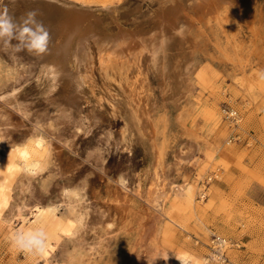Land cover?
Instances as JSON below:
<instances>
[{
  "label": "rangeland",
  "instance_id": "1",
  "mask_svg": "<svg viewBox=\"0 0 264 264\" xmlns=\"http://www.w3.org/2000/svg\"><path fill=\"white\" fill-rule=\"evenodd\" d=\"M72 1L132 42L93 44L81 89L0 42V264H264V0ZM25 9L0 0L16 21ZM39 136L36 169L8 171L11 148ZM38 221L46 254L16 251L12 233Z\"/></svg>",
  "mask_w": 264,
  "mask_h": 264
},
{
  "label": "bare ground",
  "instance_id": "2",
  "mask_svg": "<svg viewBox=\"0 0 264 264\" xmlns=\"http://www.w3.org/2000/svg\"><path fill=\"white\" fill-rule=\"evenodd\" d=\"M23 1H24L25 8H26L25 11L27 13L30 11H36L38 13V16H41V17L43 16L47 20V21L43 22V24L50 32L51 39H50V43H49V49H48L47 54L39 56V57L36 56V57L39 58L40 61L43 62V64H45L43 66L42 63H40L42 68L45 69V72L51 77L53 84L55 83V81H57V80L59 81L60 78L63 79L65 77L68 80V82L71 83L70 86H68V87L74 86L76 89L79 87L81 89L82 86H80V85H81L82 79H81V75H80V69H82L81 67H83V64L85 62L90 60L91 54H92V45L93 44H95V47H97L98 51L101 53L102 51H105L107 49L106 48L107 46L104 45V42L111 41V43L110 42L108 43V45H109L108 48L111 49L113 52L122 53V52H124V50L126 48V44L132 42L133 37H131V34L129 35V34H126L125 32L118 33L115 36H103V35H101L99 33V30H98L99 29L98 22L100 21V15L94 13L92 10H90V8H87L83 5H79L78 3L73 2L72 0L71 1L70 0H23ZM99 9H100V11L102 10V11L106 12V11H111L113 9V7L111 5H108V4H103L102 8H99ZM99 9H97V10H99ZM14 11H16V10L14 9ZM21 13L22 12H20V14ZM106 15H107V13H106ZM162 26L163 25L159 24V26H158L159 28L157 29L158 30L157 33H154V35L152 34V36L150 35L152 37V39H154V38L158 39V38L162 37L161 35H163V33H164ZM154 30L156 31V29H154ZM133 34H135V33H133ZM136 34H138V33H136ZM141 36H142V34H141ZM139 37H137L138 38L137 40H139ZM142 39H144V38L142 37ZM133 42L135 43V41H133ZM136 44H137V42H136ZM136 44H135V46L137 47ZM140 44H142V43H140ZM138 47H139V45H138ZM97 54H98V52H97ZM105 54H107V52ZM109 54L110 53H108L107 56H109ZM115 54L113 53L112 55H115ZM127 54L129 55V53H127ZM116 55H118V54H116ZM99 56H100V54H99ZM102 56H104V55L102 54ZM123 56H125V55L123 54ZM101 58H103V57H101ZM39 59H38V62H39ZM91 62H92V60H91ZM72 65L74 67V70H72ZM88 65H90L89 62H88ZM49 66H55L56 70L60 73V76L58 79L55 78L54 73H52L48 70ZM87 67H89V66H87ZM82 71L84 72V70H82ZM49 76H48V78H49ZM65 82H66V80H65ZM50 86L53 87V85H50ZM55 89H57V87ZM52 90H53V88H52ZM63 90L65 91V87ZM70 92L71 91H69V93ZM75 92H77V90ZM78 92H79V90H78ZM62 94H65V93L63 92ZM68 97H70V96H68ZM81 97H82V95H81ZM81 97H79V98L81 99ZM58 100H60V99H58ZM70 100H71V98H70ZM75 101H77V99H75L74 102ZM63 102H65V104H66L67 101L65 100ZM68 103L70 105L73 104L69 100H68ZM70 105H68V106H70ZM35 169H36V167H34L32 171H34ZM178 257H186V256L181 254V256H178ZM176 260H177V263L181 264V262L178 259H176ZM188 260H189V258H188ZM189 262H190V264H192L190 260H189Z\"/></svg>",
  "mask_w": 264,
  "mask_h": 264
},
{
  "label": "clouds",
  "instance_id": "3",
  "mask_svg": "<svg viewBox=\"0 0 264 264\" xmlns=\"http://www.w3.org/2000/svg\"><path fill=\"white\" fill-rule=\"evenodd\" d=\"M37 16L38 13L36 11H30L22 20L16 21L7 12L0 13V42L8 46L15 40L17 42L15 45L16 51L26 49L37 57L47 54L51 39L50 32ZM186 30V25H180L175 30L174 35L182 39ZM48 70L54 73L56 79L59 78L60 73L56 70L55 66H49ZM256 75L259 81L264 82V70L258 71ZM3 141L5 140L0 138V142ZM45 143L44 138L39 136L11 148L8 156V171L13 170L12 165L21 164L25 172L31 173L33 168L38 166L39 163L34 157L44 149ZM13 157L14 159H11ZM16 170L20 169L17 168ZM10 240L12 247L18 252L43 256L48 249V226L38 221L36 225L30 228L13 232ZM168 258L169 254L166 252L156 253L152 258V264H155L157 259L167 261ZM176 259L181 264H190L187 257H176Z\"/></svg>",
  "mask_w": 264,
  "mask_h": 264
},
{
  "label": "built area",
  "instance_id": "4",
  "mask_svg": "<svg viewBox=\"0 0 264 264\" xmlns=\"http://www.w3.org/2000/svg\"><path fill=\"white\" fill-rule=\"evenodd\" d=\"M223 112L225 113V115L230 118V119H235V117H237V112L233 109V108H230V107H225L223 109ZM224 239V238H223ZM221 237H216L215 238V242L218 244V245H222L224 242H225V239L223 240Z\"/></svg>",
  "mask_w": 264,
  "mask_h": 264
},
{
  "label": "snow or ice",
  "instance_id": "5",
  "mask_svg": "<svg viewBox=\"0 0 264 264\" xmlns=\"http://www.w3.org/2000/svg\"><path fill=\"white\" fill-rule=\"evenodd\" d=\"M66 234H69L70 235V233H66Z\"/></svg>",
  "mask_w": 264,
  "mask_h": 264
}]
</instances>
